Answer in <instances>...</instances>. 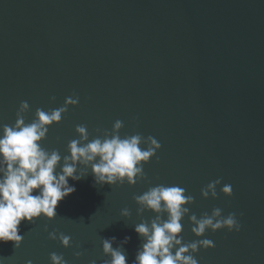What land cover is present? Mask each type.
<instances>
[{
  "label": "water",
  "instance_id": "1",
  "mask_svg": "<svg viewBox=\"0 0 264 264\" xmlns=\"http://www.w3.org/2000/svg\"><path fill=\"white\" fill-rule=\"evenodd\" d=\"M74 94L78 105L50 127L44 148L63 157L77 125L91 140L116 120L121 138L151 135L161 148L144 165L147 180L131 187L94 185L90 172L69 178L76 191L56 217L22 222L19 248L0 242V264H51V253L101 264L110 259L102 239L113 236V247L131 237L123 245L131 264L141 243L134 224L154 217L138 216L133 196L159 184L194 197L189 215L236 213L240 232L199 238L215 244L196 254L199 264H264V0H0V127L15 124L22 101L30 123L37 108ZM216 179L217 199L202 198ZM225 184L230 198L220 193ZM182 224L184 242L198 239L188 217ZM52 231L70 246L49 239Z\"/></svg>",
  "mask_w": 264,
  "mask_h": 264
},
{
  "label": "clouds",
  "instance_id": "2",
  "mask_svg": "<svg viewBox=\"0 0 264 264\" xmlns=\"http://www.w3.org/2000/svg\"><path fill=\"white\" fill-rule=\"evenodd\" d=\"M50 101L54 102L55 97H50ZM78 103L79 97L74 94L56 109L37 108L34 119L26 123L25 114L30 106L22 101L15 124L0 127V242H13L17 249L24 238L18 234L22 222L32 224L40 218L53 220L59 202L76 191L75 186L69 184V178L79 181L90 172L94 185L101 187L125 183L131 187L138 181L147 180L144 165L156 156L161 144L153 136L144 138L139 133L121 138L119 132L124 125L120 120L114 122L111 132L97 128L96 132L101 134L91 140L86 125H77L75 132L79 138L68 142V154L63 157L59 150L42 146L50 127L59 124L69 107H76ZM219 185L221 179L208 183L201 189L202 198L217 199ZM220 193L230 198L232 186L225 184L220 187ZM133 199L138 205V216L150 211L154 217L134 224L141 243L131 264H199L196 254L201 249L215 247L212 240L199 239L206 231L215 233L226 229L229 233H238L242 228L236 213L223 216L220 208H213L210 215L205 212L199 218L194 213L189 215L188 205L194 203V197L178 185L152 186L143 194L134 195ZM121 216L129 217V209H123ZM185 217L192 225V234L198 238L191 242H184L182 236ZM44 231H48L47 225ZM48 238L59 239L65 248L70 246L71 237L63 233L57 235L52 231ZM130 240V236H125L113 247L116 237L102 239L103 254L110 259L101 264H128L123 245ZM74 255L79 258L82 253L75 252ZM50 261L51 264H67L62 254L51 253ZM90 264H96V260Z\"/></svg>",
  "mask_w": 264,
  "mask_h": 264
}]
</instances>
